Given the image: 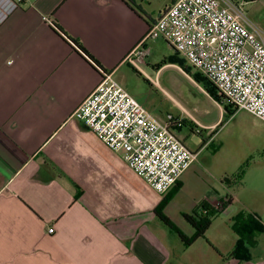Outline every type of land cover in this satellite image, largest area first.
Here are the masks:
<instances>
[{
	"label": "crops",
	"instance_id": "obj_1",
	"mask_svg": "<svg viewBox=\"0 0 264 264\" xmlns=\"http://www.w3.org/2000/svg\"><path fill=\"white\" fill-rule=\"evenodd\" d=\"M173 1L26 0L0 24V264H264V223L244 209L236 213L240 201L229 191L222 197L206 190L178 209L175 222L173 203L196 176L199 152L214 147L212 134L196 150L187 148L196 160L163 214L189 237L194 230L183 214L200 204L216 207L226 196L230 203L202 238L184 246L155 213L175 186L158 194L71 117L102 73L52 24L115 79L132 67L128 55ZM170 127L200 129L188 121ZM239 216H248L241 226ZM240 235L254 237L250 259L241 262L229 257Z\"/></svg>",
	"mask_w": 264,
	"mask_h": 264
},
{
	"label": "built area",
	"instance_id": "obj_2",
	"mask_svg": "<svg viewBox=\"0 0 264 264\" xmlns=\"http://www.w3.org/2000/svg\"><path fill=\"white\" fill-rule=\"evenodd\" d=\"M25 1L0 0V24ZM246 3L174 0L127 61L140 70L139 64L148 56L145 42L161 39L214 86L223 103L264 123V33L245 12ZM71 117L119 153L128 168L158 194L168 193L197 157L171 130V125L181 127V121L154 118L112 74L102 75ZM226 202H217L216 208ZM53 231L48 229V234Z\"/></svg>",
	"mask_w": 264,
	"mask_h": 264
},
{
	"label": "rangeland",
	"instance_id": "obj_3",
	"mask_svg": "<svg viewBox=\"0 0 264 264\" xmlns=\"http://www.w3.org/2000/svg\"><path fill=\"white\" fill-rule=\"evenodd\" d=\"M244 10L264 33V1L247 2ZM175 58L189 67L191 73H197L166 42L157 40L149 43L147 65L139 64L138 74L130 67H124L115 76L154 117L163 121L172 117L175 121L192 122L200 128L201 135L190 133L188 127L174 132L186 148L196 150L210 139L211 134L214 148L219 147L217 152L205 147L199 152L196 176H191L173 203L175 222L179 221L178 209L191 207L206 190H212L222 197L229 191L240 201L234 204L236 213L244 209L264 223V123L243 110H237L229 117L207 93L208 85L204 81H194L183 68L171 63ZM163 61L166 64L157 72L155 66ZM229 262L232 261L222 264Z\"/></svg>",
	"mask_w": 264,
	"mask_h": 264
},
{
	"label": "trees",
	"instance_id": "obj_4",
	"mask_svg": "<svg viewBox=\"0 0 264 264\" xmlns=\"http://www.w3.org/2000/svg\"><path fill=\"white\" fill-rule=\"evenodd\" d=\"M256 0H247V2H255ZM52 27L58 32V34L66 40L70 45L74 47L76 52H78L82 58H84L90 65H92L95 69L99 70L102 75L106 74L103 72L99 64L83 49V47L75 40H72L66 34L62 32V30L57 26V24H52ZM172 64H176L183 68V71L190 75L194 81L200 82L204 81L206 85H208L207 88V93L216 101L219 105L223 107L225 112L229 117L233 116L235 112L237 111L235 108H233L229 104H225L222 101V97L218 96L216 93V90L212 84H210L203 76L199 73H191V69L189 67L184 66V64L180 61H178L176 58L172 60ZM166 62L163 61L161 64L155 66V70L158 71L163 65H165ZM131 70L135 73L138 74V71L134 69L133 67H130ZM182 125V122H181ZM210 145V144H209ZM214 148V147H213ZM214 152H217L219 150V147H215ZM179 189L178 183L175 185L173 188L172 192H170L159 204L157 209L155 210L156 216L158 217L159 221L168 229L170 233L175 234L182 244L184 246H189L191 245L195 240L202 238L207 231V229L210 227L212 220L215 216L219 215L220 213L223 212L225 205L230 203V198L229 196H226V203L222 204L221 208H216V207H210L206 204H200L197 206L190 214H183L182 217L184 220L192 227L194 230V233L191 236H185L179 229L176 227L168 217H166L163 214V209L165 205L168 203V201L172 198L173 194ZM245 220H248V216H239L236 217V223H239L241 221V224L245 222ZM237 224L233 225V229L236 232H239L236 228ZM253 235L251 236H241L240 235V240L236 243L233 251L230 253L229 257L235 260H238L239 262L241 261H246L250 259L248 249L249 247H252L254 245L253 241Z\"/></svg>",
	"mask_w": 264,
	"mask_h": 264
}]
</instances>
